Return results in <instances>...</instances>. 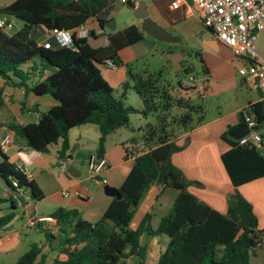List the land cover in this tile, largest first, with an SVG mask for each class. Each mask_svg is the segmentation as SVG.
Returning a JSON list of instances; mask_svg holds the SVG:
<instances>
[{
	"label": "trees",
	"instance_id": "trees-1",
	"mask_svg": "<svg viewBox=\"0 0 264 264\" xmlns=\"http://www.w3.org/2000/svg\"><path fill=\"white\" fill-rule=\"evenodd\" d=\"M115 1L12 0L0 6V16L15 17L24 24L10 35L0 28V77L7 84L23 87L26 93L49 95L56 100L37 122L12 120L5 125L27 146L46 152L50 144L61 139L58 158L69 159V131L92 124L100 133L94 153L101 159L107 136L129 127L131 114L146 118L159 113L160 118L158 125L148 124L136 150L127 148L130 151L126 157H132L134 161L119 187L121 199L113 198L95 222L84 220L77 209H56L49 220H40L34 225L44 234L49 253H44L37 244H31L13 264H46L50 255V264H119L130 256H136L138 264H144L146 247L140 243L143 234L163 235L168 239L156 264H251V254L263 243L264 227H258L251 203L239 194L237 187L264 178V149L251 142L240 144L238 140L222 135L229 148L220 158L234 191L227 198L226 211L219 212L188 191V181L170 161L171 154L183 148L176 145L177 134L201 122L203 106L173 96L170 88L160 83L159 73L144 71L129 72L132 87L142 103V107L134 108L123 102L126 90L131 86L129 82L123 83L121 97H116L101 74L99 65L104 66L107 60L121 65L118 50L142 38L143 31L137 25L110 33L107 43L98 48L91 47L87 38L75 35H72L69 47L56 44L45 47L38 43L37 33L32 39L29 37L35 24L48 31L72 30L89 20L102 26L109 19ZM195 55L200 57L199 52ZM36 56L39 63L34 60ZM200 62L205 72L201 58ZM28 63L42 72L41 76L45 74L30 85L27 83L29 74L22 70ZM13 77L19 81L15 82ZM177 85L183 88L180 80ZM3 104L0 90V106ZM174 107L183 111L168 120V113ZM244 113L253 118L255 130L264 138V99L240 112L243 122ZM163 144L170 147L169 155L164 162L156 164L151 150ZM0 156V180L8 190L7 197L0 196V206L8 203V211L0 215L2 228L16 217L17 208L41 199L42 192L1 149ZM154 183L161 188L178 190L172 208L155 230L150 226V213L145 214L137 228L131 229L129 224L136 207ZM18 200L22 206L18 205Z\"/></svg>",
	"mask_w": 264,
	"mask_h": 264
},
{
	"label": "crops",
	"instance_id": "crops-1",
	"mask_svg": "<svg viewBox=\"0 0 264 264\" xmlns=\"http://www.w3.org/2000/svg\"><path fill=\"white\" fill-rule=\"evenodd\" d=\"M144 1L149 17L154 14V20H161L163 23L159 24L164 28H173L186 37L201 32V40L205 48H199V53L205 62L204 64H206L203 78L205 81L201 85L195 83L193 88L189 89L180 88L177 82V86L173 85L169 88L173 96L189 99L194 104L202 105L203 118L193 128L180 131L177 134L176 145L183 148L173 152L170 161L188 181L187 189L189 192L212 208L224 213L227 207V198L233 193L234 186L231 184L220 158L221 154L229 148L222 135L226 134L230 137L229 130L245 124L241 120L240 112L250 104L262 100V97L258 90L252 88L237 73L238 68L245 64V60L235 56L230 48L217 40L211 30L202 26L197 8L193 4L182 3L177 8H172L171 4L174 0ZM90 22L96 28V21L90 20ZM134 25L140 27L139 23ZM116 26L115 24V29ZM127 26L129 24L123 28ZM202 30L204 31L202 32ZM36 33L39 44H43L47 40H51L49 42L53 44L56 43L51 31L42 26H37ZM254 47L259 58L264 61V29L258 32ZM121 66L122 64L117 66L116 70L122 69ZM29 68H31L30 63L22 67V70L29 74V81H27L29 85L44 77L45 74L41 76L43 73L39 72L37 68ZM126 75L125 71L122 72L121 81L127 82L125 77H130L129 74ZM13 80L19 81L15 77ZM210 81L215 85H210ZM0 90L4 102L2 106L8 108L10 121L37 122L42 113L56 104V100L49 95L39 96L30 92L26 93L23 87L7 84L4 81L0 84ZM227 94L235 96L237 99L234 102L235 105L230 106L226 102L220 103L216 113L207 115L206 99L209 102L214 98L223 99V96L225 97ZM192 96L201 101H193ZM10 121L0 118V126H5ZM128 132H134V128L130 127L124 130L120 128L107 136L103 156L106 167L99 175L106 180V183L101 184L99 177L91 178L88 170L89 157L95 154L100 136L95 125L83 124L72 128L68 133V152L71 158L67 166H73L75 169L73 175L67 171H62L60 174L56 173L55 168H59L57 154L61 147V139L55 144H50L46 152H39L27 146L22 138L14 135L7 127L0 131V139L5 134L10 136V145L4 152L5 155L15 164L22 165L29 175L28 179L32 180L42 192L41 199L28 202L17 208L16 217L9 224L0 228V256L3 259L13 258L12 260H14L15 258L16 261L22 254H19L21 252L20 241H24L22 234L30 235L23 232V228L28 227L29 230L34 231H30L31 234L39 233L44 237L42 232L29 225V221L31 219L50 218L49 216L60 207L77 209L84 220L97 221L113 199L104 193V185L107 184L119 189L133 165V158L126 157L127 152L130 151L127 148L136 150L135 148L140 143L138 140H134V135L129 137ZM1 160L2 157L0 156ZM237 191L251 203L258 225L263 228L264 178L242 184L237 187ZM177 194L178 190L175 188H161L157 183L150 185L137 205L129 227L131 229L137 228L145 214L150 213V226L155 230L161 218L170 212ZM0 196H8L6 186L1 188ZM7 206L8 203H3L0 207L7 209ZM20 212H23L24 216L20 217L22 221L18 223L16 220ZM167 241V237L163 235H141L140 243L146 247L144 264H156ZM31 244L42 247L43 252L49 251L45 237L44 241H33L28 245ZM250 263L264 264V248H258L251 254ZM119 264H138V258L130 256L124 263Z\"/></svg>",
	"mask_w": 264,
	"mask_h": 264
},
{
	"label": "rangeland",
	"instance_id": "rangeland-1",
	"mask_svg": "<svg viewBox=\"0 0 264 264\" xmlns=\"http://www.w3.org/2000/svg\"><path fill=\"white\" fill-rule=\"evenodd\" d=\"M12 0H0V6L6 5ZM138 1V0H135ZM109 16L110 19H113L116 26V29L113 31H110L109 29L105 28V33L109 35L110 33L113 34L119 30H121L125 25L129 24H141L140 20L135 18L132 14V9H130L126 3H123L120 0H116L114 3V7L111 9ZM5 21L9 20L12 24V27L10 28H4L3 31L7 33V35H10L14 33L17 29L21 28L24 24L20 19H17L12 16H1ZM154 14H151V19L159 26L163 27L161 24L163 23L161 20H154ZM118 22V23H117ZM161 23V24H159ZM203 26V24H202ZM204 27V26H203ZM140 28V27H139ZM164 28V27H163ZM205 28V27H204ZM203 28V29H204ZM171 36L178 37L180 39L179 42H166V41H159L155 38L147 35L146 33L142 32V38L138 40L136 43L126 45L122 47L120 50H118V55L121 57L122 60V66L119 69H112L107 68L99 65V69L101 71L102 76L107 81V83L110 85V87L113 89V94L116 97H121L122 91H123V80L121 81V74L125 71V73L128 75L129 72L132 73H143L144 71H147L148 73H159V81L161 84H164L166 86H177L176 82L180 79H188L189 77L193 78V83H199L200 85L204 78V71H203V64L200 62L201 57H197L195 55L196 52H199V48H205L203 45V42L201 40V32L192 35L191 37H186L184 35H181L178 33L177 30L173 28H164ZM142 31V29L140 28ZM204 30H202L203 32ZM172 52H182L183 58L180 60L181 69L177 71L174 66L172 65L171 61L167 58L168 53ZM34 60H36L38 63L40 62L39 57H34ZM204 61V60H203ZM205 63V62H204ZM206 65V64H204ZM189 69V70H187ZM187 70V71H186ZM126 75V76H127ZM127 82L131 85L127 90L125 97L123 98V102L125 105H130L134 108H140L142 107V103L140 98L138 97L137 93L132 87V81L130 78H126ZM4 79L0 77V84L3 83ZM5 82V81H4ZM210 85L214 86L215 83H212L210 81ZM2 92V91H1ZM191 95V93H189ZM193 97V96H192ZM3 98V97H2ZM193 101L199 102L201 100L193 97ZM236 98L234 95L227 94L225 97L223 96V99L220 98H214L211 99L210 102L208 99H206V110L207 115H212L217 112V106L223 102H226L230 106H234V102H236ZM205 101V100H204ZM183 110L174 107L172 110L169 111L167 119L169 120L172 116L180 115ZM159 113L150 114L148 117L144 118L140 114H131L129 118V127L134 128V132H128L129 137L133 136L138 139V141L143 140V134L145 130L148 128V124L152 125H158L160 118L157 116ZM195 117V115H194ZM0 118H5L7 121L11 120V117L8 112L7 107L0 106ZM6 128V126H0V131H3ZM127 133V134H128ZM178 133V131H177ZM66 164V168L68 167ZM55 167V166H54ZM56 173H62L60 168L56 167ZM89 170V168H88ZM4 186L3 181L0 180V193L1 188ZM8 210L5 208L1 209V213L5 214ZM21 216H24L23 212H20L17 217V222H21ZM260 228V226L258 225ZM31 232H34L33 230H29L28 227L23 228V232L29 233V236H25L26 234H22V239L24 241H20L19 246L20 247V253L23 254L26 252L29 248L30 242H38V241H44L43 235L39 233L31 234ZM39 239V240H38ZM263 243L261 244V247L263 248L264 245V235L262 236ZM49 250V249H47ZM44 253H49V251H46ZM52 256L48 258V261L46 264H50ZM13 258L3 259L0 256V264H13L15 261L12 260Z\"/></svg>",
	"mask_w": 264,
	"mask_h": 264
},
{
	"label": "built area",
	"instance_id": "built-area-1",
	"mask_svg": "<svg viewBox=\"0 0 264 264\" xmlns=\"http://www.w3.org/2000/svg\"><path fill=\"white\" fill-rule=\"evenodd\" d=\"M125 3V0H121ZM182 3H191L197 8L203 26L211 30L217 40L223 45L230 48L233 54L237 57H242L245 64L238 68L237 73L248 84L259 91L264 99V61H262L255 51L254 41L258 32L264 29V0H174L171 4L172 8H177ZM12 27L9 21H6L0 16V28ZM90 31H94L95 36H100L103 39V45L107 43V35L104 28L101 29L97 24L96 28L93 24L87 21L85 24L72 30L51 31L58 46L71 45V37L75 35L77 38H87ZM45 47L52 46L51 42H44ZM103 67L116 69L117 66L107 60ZM183 88L193 87V78L180 80ZM244 122L249 128V132L238 139L240 144L251 142L259 148L264 149V138L261 133L255 130V121L246 113L243 114ZM10 145V136L3 135L0 139V149L5 152ZM69 159L58 158L57 163L61 171H66V164ZM18 169L27 178L28 174L25 168L17 164ZM106 164L103 158L98 159L95 154H92L88 160V168L91 178L99 176L105 169ZM101 184H105L106 180L101 179ZM16 185V183H13ZM67 194V193H66ZM18 205L22 206L18 200ZM48 220L50 218L31 219L30 226H34L40 220Z\"/></svg>",
	"mask_w": 264,
	"mask_h": 264
},
{
	"label": "water",
	"instance_id": "water-1",
	"mask_svg": "<svg viewBox=\"0 0 264 264\" xmlns=\"http://www.w3.org/2000/svg\"><path fill=\"white\" fill-rule=\"evenodd\" d=\"M125 3L129 8L132 9V14L135 18L141 20L140 28L144 31L147 35L155 38L159 41H166V42H179L180 39L178 37L171 36L163 27L157 25L150 17L147 11V6L144 0H125ZM9 23V20L6 21V24ZM100 26V25H99ZM101 29L107 28L110 31L115 29V22L113 19H108L102 26ZM37 32V25L35 24L34 27L30 31L29 37L32 39L34 34ZM88 42L93 48H98L103 45V39L100 36H95L92 31L88 34ZM167 58L171 61L174 68L179 71L181 69L180 60L183 58L182 52H172L167 54ZM249 132V128L246 124H241L231 130L228 131V134L231 138L238 140L245 136ZM170 147L167 144L159 145L151 150V156L156 164H160L164 162L168 155H169ZM66 171L73 175V171L75 169L73 166H68ZM99 180L102 178L98 176ZM104 193L110 197L121 199L122 194L118 188L104 185L103 187ZM264 248V245H263Z\"/></svg>",
	"mask_w": 264,
	"mask_h": 264
}]
</instances>
